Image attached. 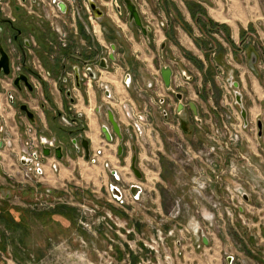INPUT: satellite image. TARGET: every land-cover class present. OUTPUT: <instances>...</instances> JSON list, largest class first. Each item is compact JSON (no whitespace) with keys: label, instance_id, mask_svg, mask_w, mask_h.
<instances>
[{"label":"rangeland","instance_id":"374dc122","mask_svg":"<svg viewBox=\"0 0 264 264\" xmlns=\"http://www.w3.org/2000/svg\"><path fill=\"white\" fill-rule=\"evenodd\" d=\"M218 34L198 47L208 50L202 123L185 133L161 120L150 101L153 121L140 122L141 135L134 128L142 180L129 168V156L110 165L119 181L82 156L74 171L70 156L66 164L41 162L43 173L33 183L0 162V264H264V39L251 24L237 44ZM244 69L259 79L253 97ZM51 136L64 143L54 131ZM110 184L125 186L123 202ZM133 184L143 189L139 200L127 189Z\"/></svg>","mask_w":264,"mask_h":264},{"label":"flooded vegetation","instance_id":"af4514ba","mask_svg":"<svg viewBox=\"0 0 264 264\" xmlns=\"http://www.w3.org/2000/svg\"><path fill=\"white\" fill-rule=\"evenodd\" d=\"M127 2L135 7L140 24L131 17ZM144 5L143 0H0V46L9 61V73L7 75L0 73V93L5 92L8 102L11 104L15 102L18 113L24 116L23 121L34 127L31 123L33 121L28 119L20 107L25 105L33 113V117L34 112L26 101H17L16 97L18 94L22 97L26 94H34L39 88L43 91L46 100L52 104L47 81L53 78L64 98V108L61 112H56L57 117L60 120L64 115L69 122V125L60 122L58 126L67 139L63 144H58L57 141L55 143L62 145V153L68 152V148L64 146L68 143L69 152L79 154L86 159L82 145L85 139L88 141L89 149L87 161L96 163L103 154L102 149L91 150L90 140L85 135L88 128L86 121L81 114L75 113L72 109L76 103L74 92L82 91L86 84L98 81L102 77V71L113 72L114 63L124 70L122 83L126 87H131L133 72L136 73L138 68H142L140 59L131 49L134 43H145L148 51L146 53L153 54L152 62L156 69V73L150 80L145 81L144 86L140 85L138 80L133 85L135 99L139 107L144 110L143 113H138L134 105L122 106L124 110L126 109V116L131 119L129 126L124 127L110 104L112 93L109 85L105 84H101L100 87L107 102L96 107V113L104 116V123L100 124V135L108 143L116 145L115 155L118 160L125 161L129 156L132 161L135 157V165L139 168L136 139L142 134L140 122L153 121L151 112H146L150 101L157 105L161 120L175 123L185 133L189 132L187 128L190 124L202 123L201 108L191 100L188 93L190 72L178 59L171 56L167 41L157 44L155 40V31L165 29L167 26L172 27L174 19L166 18V21L148 19L143 11ZM189 10H192V16L195 13H199V16L204 15V9L198 5ZM178 21L180 25L185 26L179 18ZM215 24L217 25L212 27L209 33L211 37H215L218 33L223 34L222 30L218 29L220 24ZM125 29L131 32L132 40L124 34ZM172 43L178 45L175 40ZM181 56L189 62L192 61L190 53L184 49H181ZM68 59H71V64L67 63ZM165 67L171 70L169 88L165 86L161 75V70ZM20 76L24 79L14 83ZM2 81L8 83L10 90L4 91ZM158 90H161V95L157 94ZM199 94L201 98L203 89L200 88ZM191 102L196 105L197 115L190 107ZM108 110L112 112L119 125L121 140L108 119ZM103 128L107 130L110 140L107 139ZM0 131L3 139L5 131L9 130L2 126ZM2 139L0 148L4 147ZM120 145L122 149L119 154ZM51 156L56 158L53 148H51ZM46 159L48 157L44 156L43 162ZM105 167L112 174L110 164L105 163ZM129 168L131 169V162Z\"/></svg>","mask_w":264,"mask_h":264},{"label":"crops","instance_id":"0c3cea01","mask_svg":"<svg viewBox=\"0 0 264 264\" xmlns=\"http://www.w3.org/2000/svg\"><path fill=\"white\" fill-rule=\"evenodd\" d=\"M145 5L143 11L148 19H158L160 21H166V18H173V26H167L165 29H157L155 31V40L157 44H160L162 41L168 42V50L171 56L174 59H178L181 64L185 65L190 72L191 81L187 84L189 97L191 100L195 101L201 108V111H205V102L207 96V90L205 86V74H206V57L208 50L201 49L202 44L205 46L207 37L210 35L207 32L209 27V21H213L220 25H224L229 29V36L233 43L237 44L239 41V34L241 29H247L251 24L256 30V33L260 39H264V0H143ZM200 6L204 9V15L199 16V13H195L192 16V10L194 6ZM182 20L185 23V26L180 25L178 21ZM156 20V21H158ZM199 22V23H198ZM201 26V27H200ZM129 40L131 38V32L127 29L124 30ZM175 40L178 42V45L173 44L172 41ZM205 41V42H204ZM233 46H227L226 55L234 59V53H232ZM133 53L138 56L140 59V65L142 68H138L136 73L133 72V77L131 87H126L122 83L123 69L117 66V63H114V71L108 73L107 71H102V77L94 82L88 83L84 86L82 91H75L74 96L76 98V103L72 106V109L75 113L81 114L88 126L85 131L86 137L90 140V147L92 151L97 149H102L103 154L99 157L96 163H92V166L96 168L101 174L109 176V172L105 167V163H109L113 166V162L118 160L115 155L116 145L113 143H108L100 135V124L104 123V116L101 113H96V107L102 103H106V98L100 87L101 84L109 85L112 93V99L110 104L113 107L114 111L117 114L119 122L124 126L128 127L131 123V119L126 116L125 110L122 106L134 105L138 113H143L139 107V103L135 99L134 94V84L138 82L140 85L144 86L145 81H148L156 73V69L152 62V53L148 52L144 42L140 44L134 43L131 47ZM181 49L186 50L193 57L192 61H187L181 56ZM198 54H197V53ZM239 56V55H238ZM240 58V56L238 57ZM122 59V58H120ZM71 59H68L67 63L71 64ZM239 60L237 62L238 66H245L243 62ZM53 72L55 70L53 69ZM143 70V71H142ZM244 69L243 74L247 75L251 80V87L249 94L251 97L255 96L254 83L258 85L259 79L253 75L250 71L246 72ZM199 76V82L196 80V76ZM253 78V79H252ZM1 81V80H0ZM201 81V82H200ZM203 89V95L200 98L199 90L196 85ZM48 92L52 104L46 100L44 93L41 89L37 88L34 94H26L20 96L17 95V101L23 100L29 105L30 109L34 112V121L31 122L35 129L37 135L53 138L51 135L53 131L57 133L65 142L67 139L64 136L62 131H59L55 127L56 120L55 114L57 111H62L64 108V98L57 89L56 82L53 78L48 79ZM2 88L4 91L10 90V87L6 81L1 82ZM262 89L261 87H259ZM161 93V90H158V95ZM161 95V94H160ZM199 98L200 101H197L194 98ZM252 100H258V98H253ZM140 109V110H139ZM23 115L18 113L16 109V104L9 103L7 95L5 92L0 93V129L2 126L8 128L11 134H23L24 130V121ZM58 122V121H57ZM54 129V130H52ZM0 131V140L2 139ZM140 136L137 137L136 143H139ZM61 141V140H60ZM64 158L58 160L53 156L46 159V163L52 160H58L61 164H66L69 160V156L74 159L72 164L74 167L71 171L76 170L77 165L79 164L80 158L79 154L71 152H63ZM141 158L139 153L138 161ZM0 162L4 165H11L12 170L19 172V167L15 162V159L10 157L7 152L0 148ZM84 163H88L86 159L83 158ZM45 163V162H44ZM90 163V162H89ZM0 164V169L2 168ZM45 166V165H44ZM76 166V167H75ZM140 166V165H139ZM202 166V163H200ZM58 175L60 173V168L58 170ZM55 173V174H57ZM111 174V173H110ZM112 175V174H111ZM143 192V189H142ZM244 201L246 203L250 202V198L247 195H244ZM240 211H243V208L240 207ZM207 216L203 215L202 217L207 220ZM204 242V241H203ZM207 244V241L206 243Z\"/></svg>","mask_w":264,"mask_h":264},{"label":"water","instance_id":"95a60500","mask_svg":"<svg viewBox=\"0 0 264 264\" xmlns=\"http://www.w3.org/2000/svg\"><path fill=\"white\" fill-rule=\"evenodd\" d=\"M127 7H128V9H129V11L131 13V17L134 18V20L136 21L137 24H140V20L138 18V15H137V12L135 10V7L132 4H130L129 2H127ZM0 73H3L4 75H7L9 73L8 56H7V54L5 53V51L3 50V48L1 46H0ZM161 75H162V78H163L165 86L167 88H169L171 70L168 67H165V68H163L161 70ZM20 79H24V78L20 76L17 79H15L14 83H17L18 80H20ZM228 82H229L230 85H233L234 87L238 86L237 83L232 82V76L228 79ZM241 97H242L241 94L238 93L237 91H235L236 103L240 107V114H241V117L243 119L244 126L246 127L247 126V113H246V110H245V108H244V106L242 104V98ZM190 107L193 110V113L195 115H197V108H196V105H195L194 102L190 103ZM20 109L25 112V114L28 117V119H30L31 121H34L33 113L30 112L25 105H22L20 107ZM108 119H109L110 123L112 124L114 132L118 135L119 139L121 140L122 139V135L120 133L119 125L116 122V120L114 119V116H113V114H112V112L110 110H108ZM262 128H263L262 122L258 121L257 122L258 137L262 136ZM102 130L106 134L107 139L110 140L111 138H110L107 130L105 128H103ZM40 143H41L43 155L45 157L51 156V148H53L55 157L58 160H62L64 158V155L62 153L63 147H62V145H56L55 144L56 143V139L55 138H52L51 140H48L47 138L41 136L40 137ZM46 145H49V147H46ZM82 145H83V148L85 150V157L87 159L89 157L88 141L84 139L82 141ZM0 146H1V142H0ZM121 149H122V146L120 145L119 148H118L119 154L121 153ZM21 162H22V164H30L31 160L27 159V158H23L21 160ZM135 164H136L135 157H133V159L131 161V169H132L135 177L138 180H142L143 174L140 171V169L138 167H136ZM110 190H111V193H112V195L114 197L120 198L121 193H120V191L118 190L117 187L111 186ZM140 191H141V189H140V187L138 185H133L130 188V192H131V194L134 197H136ZM204 243H206V238H204ZM228 260L230 261V258Z\"/></svg>","mask_w":264,"mask_h":264},{"label":"built area","instance_id":"2783aa9c","mask_svg":"<svg viewBox=\"0 0 264 264\" xmlns=\"http://www.w3.org/2000/svg\"><path fill=\"white\" fill-rule=\"evenodd\" d=\"M60 122L69 125L67 118L62 115L60 118ZM3 141V149L7 151L13 158L15 159L16 164L19 167L20 174L22 176V180L25 182H38V176L42 175L43 168L41 162L43 163L44 155L42 153V147L40 144L39 136L37 135L34 127L26 122L24 125L23 134H11L10 131H5V135L2 139ZM23 158L30 159V164H22L21 160ZM56 163L53 164V169H56ZM112 176L119 181L120 176L118 175L116 170L112 171ZM138 185V184H133ZM133 185L128 186V190L130 192V188ZM111 186H115L121 193L120 198L114 197L115 200L119 202H123L124 198V190L125 186L118 185V184H110L109 189ZM141 191L138 193L136 197H134L131 192V198L133 200H139L142 194V187L138 185ZM111 192V190H110ZM112 194V193H111Z\"/></svg>","mask_w":264,"mask_h":264},{"label":"trees","instance_id":"16d2710c","mask_svg":"<svg viewBox=\"0 0 264 264\" xmlns=\"http://www.w3.org/2000/svg\"><path fill=\"white\" fill-rule=\"evenodd\" d=\"M208 23H209L210 27H209V29H207V32L210 33V31L213 29L212 27H215V25H217V24H215L213 22H210V21H208ZM218 27H219L218 29H221L222 32L224 33V36H225L226 40L231 43V40H230V37H229V29L226 26H224V25H219ZM218 46H219V50L221 51L222 50L221 45L219 44Z\"/></svg>","mask_w":264,"mask_h":264}]
</instances>
